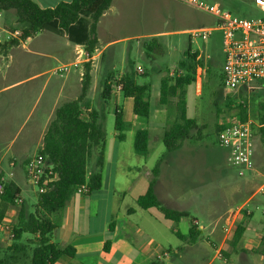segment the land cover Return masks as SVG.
<instances>
[{
  "label": "rangeland",
  "instance_id": "rangeland-1",
  "mask_svg": "<svg viewBox=\"0 0 264 264\" xmlns=\"http://www.w3.org/2000/svg\"><path fill=\"white\" fill-rule=\"evenodd\" d=\"M200 1L206 4L218 3L239 17L259 18L263 16L262 10L255 4L254 0ZM214 24L215 21L212 16L178 0H114L112 8L100 20L98 30L100 47H104L109 41H112V46L96 62L97 66L93 72L92 85L87 100L91 103L92 107L100 109L101 103L99 95L102 90L103 79L109 72L121 73L127 69L129 70V62H133L134 68L136 66L135 70L137 74L138 64L143 65V71L140 74H149L147 77L138 75V81L141 83H151L153 87V109L160 107L158 104V74L155 71H150V65H156L158 63V66L163 67L167 64L169 67L167 74L173 78L176 75L177 64L183 59V52L189 45L190 36L187 31L196 27H210ZM5 25L9 29L20 27L16 21L14 11L9 14ZM157 33L163 34L153 35ZM152 36H159V43L163 50L161 54L153 53V59H150L148 62L141 58L139 51L141 50L144 56L145 45L150 42ZM31 38L34 44L32 48L41 49L40 46L45 45L46 47L42 50L46 54H50L53 50L52 41H49L50 38H54V40L58 39L59 42L64 41V36H58L48 31L39 32ZM191 47L193 51L201 49V51L205 52V54L201 55L203 56L200 59L202 66H199L197 69L196 83L187 87L188 116L196 119L200 125V134L197 130L192 132V136L197 138V140H189L181 150L167 153L162 136H160L159 140L150 141L151 153L148 156H140L134 150V132H130L129 130L125 131L126 139L124 141H119L116 136L114 107L115 104L125 105V99H119L117 102L112 100L108 105L104 106V112H107L105 120L107 143L102 174L104 180L112 173L117 159V165L120 167L121 172L125 171L126 173H129L128 169L130 167L133 169L144 167L145 170L152 173V170L158 165L160 175L162 177L164 175L165 181L171 183L172 189V191L164 195L166 200H162V204L165 207L173 209H186L197 220V223L201 225L199 226L200 229L202 228L204 230L202 235L204 239L201 243L206 246L205 252L208 253L209 258L199 261V264H208L216 254L217 257L212 264H224L222 258L218 257V247H212L207 243L209 224L220 219L230 208L244 204L253 195L254 198L251 202L255 201L257 205L248 204L249 208L253 207L252 212L255 213H252L251 217L254 215V220L258 217H263L264 196L260 193L255 194V192L259 187L264 186V141L259 136H255L254 162L257 170L256 175L239 177L236 169L230 165L228 154L220 145L215 134V128L218 123H225L228 118L236 116L235 110H226L225 98L228 95L224 93L220 80L224 63L222 36L220 32H214L205 43L191 40ZM9 52H13V55H16L17 58L30 57L31 64L21 68L15 67V63H13L9 69H6V73L1 71L0 87L4 84L30 77L37 71L52 72V69L61 66L59 62L51 58L29 56L19 48H16V46L12 47ZM74 74H77L75 66H71L69 72L63 76L59 73L47 72L45 77L11 91V93L22 94L23 99L19 102L20 106L18 107L17 113L6 123L1 121L4 116L0 114V124L3 123L1 129L5 126L7 127V129L0 130V151H9V156H12L13 148L26 135L31 133L33 138L36 133L34 129L41 127L42 120L48 111L50 102L55 98L56 83L61 82L69 76L76 80L77 75L74 76ZM165 74L163 73L162 75ZM47 77H51L53 81L43 92L37 106L29 118H27L28 112L40 94L42 84ZM77 90L75 95L68 96L65 94L60 104L74 100L81 92L79 87ZM236 95L229 96L237 97ZM250 95L249 120L258 123L259 114L262 112L260 102L264 101V91H260L256 97H253V94ZM171 98L175 100V98ZM216 101L225 110L219 117L215 106ZM139 120L144 128L149 125L148 121L143 119ZM24 122V126L19 130ZM37 152L38 145L36 142H32L31 146L27 149V154L33 157ZM26 179L19 182L22 188V198L25 200L28 210L33 211L38 203V189L28 183L27 177ZM118 196L119 200L124 198V207L134 204L131 200L132 196L127 195L124 197L121 193ZM13 209L14 216L8 217L5 225L0 227V247L4 249L3 254H7V256L13 255L17 258L16 260H12L13 264H30L34 245L26 243L28 236H25L21 241V243L27 244L25 251L15 252L8 250L15 243V239L10 237L6 228L8 224L13 226L17 218V208ZM239 218L245 219L246 216L243 214ZM115 219L114 217L112 218L114 222L117 220ZM183 221L190 223L191 219H185ZM238 222L237 224H239ZM259 223L264 224L263 219H260ZM223 224H225L224 219L218 220L217 225L222 227ZM180 228L184 230L185 223ZM162 232L164 237H161L164 239L163 244L166 249L175 252L178 248H183L186 245L165 224L163 225ZM261 233L264 236V227ZM255 248L261 253L264 249V243H260ZM232 249V247L228 248L229 251ZM259 256L255 255L256 258ZM183 261H187L186 263H188L192 260L184 258L176 260L175 263L183 264ZM230 264H241L240 258H234Z\"/></svg>",
  "mask_w": 264,
  "mask_h": 264
},
{
  "label": "trees",
  "instance_id": "trees-1",
  "mask_svg": "<svg viewBox=\"0 0 264 264\" xmlns=\"http://www.w3.org/2000/svg\"><path fill=\"white\" fill-rule=\"evenodd\" d=\"M253 1V0H252ZM113 0H72L62 2L55 8H42L33 0H0V11H14L21 32L20 38H12L0 44V53H7L12 47L21 44L39 32L48 31L58 36H65L71 43L80 45L91 56L98 48L97 27L100 18L110 9ZM255 2V0H254ZM162 47L159 36H152L146 43L144 52L147 61L153 59V53L161 54ZM198 51H193L191 40L183 52V59L177 64L176 75L172 78L169 67L151 64L150 71L166 73L159 82L158 104L167 114V126L162 141L167 152H176L183 148L189 140H197L192 132L200 134V125L196 119L188 116L187 87L196 83L197 69L202 62L197 60ZM146 57V58H147ZM129 70L123 73L109 72L102 81L99 98L101 109L92 107L87 100L92 85V64L84 65L82 87L79 96L57 106L53 119L49 122L43 137V146L39 152L51 166L55 179L47 183L46 191L38 192V203L33 211H29L22 199V190L14 182L6 180L4 190L0 193V225L7 217L9 209L17 208V218L13 224L15 243L8 250L25 251L27 244L34 245L30 264H56L63 256L74 258L76 250L72 246L62 247L55 241V235L62 225V214L70 200L75 196L80 186H86L85 194L99 190L103 184V167L107 143L106 114L104 106L115 100L119 93L121 99H133V112L139 119H151L152 91L150 82H139L138 75L147 77L149 74H137L134 63L129 62ZM223 88V72L220 75ZM173 83V84H172ZM247 91H240L236 96L225 98L226 110H235L236 117L247 122L250 117V100ZM175 100H172V98ZM218 117L225 112L216 101ZM264 112V103L261 104ZM259 114V122L264 124V114ZM115 130L119 141L126 139L125 131L129 124L124 119L123 105L114 107ZM218 123L215 134L224 127ZM255 136L264 141V127L253 125ZM151 136L148 129L138 130L134 140L135 153L148 156L151 153ZM92 167V169H91ZM159 166L152 170L148 190L137 199L138 205L145 210L155 209L164 221L179 223L183 219H191L188 234L177 229L173 233L186 244L199 241L202 231L197 220L187 210L165 207L156 192L159 176ZM0 174V181H1ZM134 211V210H132ZM114 226L113 220L111 228ZM245 227L240 223L231 241L235 249L239 244ZM28 236L26 243H21ZM264 243V237H263ZM109 249V240L105 250ZM0 247V264H13L17 258L3 254Z\"/></svg>",
  "mask_w": 264,
  "mask_h": 264
},
{
  "label": "crops",
  "instance_id": "crops-1",
  "mask_svg": "<svg viewBox=\"0 0 264 264\" xmlns=\"http://www.w3.org/2000/svg\"><path fill=\"white\" fill-rule=\"evenodd\" d=\"M33 1L42 8H55L62 2H71L72 0ZM112 5L110 9L112 8ZM109 10L103 14L100 20ZM10 13H13V11H0V38H3L2 40L5 39L8 31L19 30L18 28L9 29V27L5 25ZM100 20L97 27V36ZM159 34L163 33L153 35ZM63 39V42H59L58 39L54 40V38L49 39V41H52L51 44L53 45V50L50 54H46L45 51L42 50L46 47L45 45H41V49L37 47V49H33L32 46L34 44L32 38H28L27 40L22 41L20 45L16 46V48H19L29 56L51 58L56 62H59L61 66L72 64V66H75L77 69V74H74V76L77 75L76 80L69 76L61 82L56 83L55 98L50 102L48 111L45 113L42 120L41 127L34 129L36 133L33 138L31 133L26 135L20 143L13 148L12 156H9V151H0V174L2 177H5L6 180L14 182L18 187H20L19 182L27 177L25 165L31 158V155L27 154V149L31 146L32 142H36L39 152L40 148L43 146V137L47 126L53 119L55 109L60 105L62 97L65 94L68 96H71L72 94L75 95L76 91H78V87L81 90L85 63L91 62V74L93 76L98 58H100L103 53L112 46V41H109L101 48L100 39L98 37V48L91 56H89L86 55L87 52L82 46L71 43L65 36ZM139 55L142 59L147 61L145 53L143 56L141 50L139 51ZM13 63H15V67L22 68L30 65L31 60L30 57L17 58L16 55H13V52L10 53L9 51L7 53H0V72L2 71L3 73H6V69H9ZM138 66L142 67L143 65L138 64ZM53 70L54 69H52V72ZM47 72L52 73L51 71H37L30 77L13 81L0 87V114H3L4 116L1 121L6 123L10 120L12 116L17 113L18 107L20 106L19 102L23 99L22 94L11 93V91L45 77ZM138 74L140 73L138 72ZM157 74V84L159 85L162 74ZM52 81L51 77L45 79L42 84L41 92L29 110L27 118L32 114L34 108L41 99L43 92ZM78 96H76L75 99ZM119 99H121V96L118 93L115 101L117 102ZM124 103V119L129 124L128 130L130 132H134L136 135L138 130L148 129L151 136V142L159 140L160 136L164 135L167 126V114L161 106L153 109L151 121L149 120V125L147 124L148 126L144 128L143 124L140 123L139 118H137L133 112V99L127 98L124 100ZM99 110L102 111L101 108ZM25 122L22 123L19 130L24 126ZM2 124L3 123L0 124V130L7 129L6 126L1 129ZM117 162L118 159L116 160L112 173L103 180L102 187L99 190L93 191L89 195L76 193L64 209L62 214V225L55 235V241H57L62 247L72 246L75 248L76 253L74 258L63 256L56 264H176V260L184 258L192 261H189L188 263H186L187 261H183V264H199V261L208 259V253L205 252L206 246L201 243L204 239L202 236L204 230L202 228V239H199L197 243L192 245L186 244L183 248L180 247L175 252L164 247V239L161 237H164L162 232L164 224L167 225L172 233L173 229H177L183 234H188L191 222H184L183 220L185 219L181 220L179 223L172 221L166 222L162 219L161 214L157 210L142 209L138 205L137 199L140 195L147 192L152 173L145 170L144 167H137L135 169L130 167L128 169L129 173H126L125 171L121 172ZM160 174L161 173H159L157 179L156 192L162 203V200H166L164 195L172 191V189L171 183L165 181L164 175L162 177ZM20 189L22 190L21 187ZM120 193L121 195H124V197L127 195L132 196L131 200L134 204L124 207V198L119 200L118 194ZM250 199L251 197L245 202H248ZM22 200L25 202L23 198ZM254 204L257 205V202L255 203V201H253L250 203V205ZM251 209L253 210V207ZM181 210L186 209L182 208ZM13 216L14 209L12 208L9 209L5 220H7L8 217ZM113 217L117 220L115 219L116 222L113 221L114 226L111 228ZM259 218L264 221V217H258L254 220V215L248 220L238 218V223H242L245 227V231L237 247L231 251H229L228 248L231 247V241L236 228L230 235H226L222 230V227L217 225L218 220L220 219L209 224L210 228L209 233L207 234V243L212 247H218V257L222 258L224 264H230L231 261L237 257L240 258L241 264H263L264 249L260 253L257 248H255L260 245V243L263 244L264 237L261 233L264 224L259 223ZM184 223L185 229L183 230L180 227H182ZM198 225L201 226L200 224ZM157 235L160 236L157 237ZM108 240L109 249L106 251L105 243ZM255 255L260 256L256 258ZM216 257L217 254L208 264H212Z\"/></svg>",
  "mask_w": 264,
  "mask_h": 264
},
{
  "label": "built area",
  "instance_id": "built-area-1",
  "mask_svg": "<svg viewBox=\"0 0 264 264\" xmlns=\"http://www.w3.org/2000/svg\"><path fill=\"white\" fill-rule=\"evenodd\" d=\"M197 10L203 11L214 18L215 24L210 27H196L187 33L190 40L207 42L208 38L214 32H220L222 36V50L224 54L223 63V89L226 95L238 94L240 91H247L253 97L259 95L260 91H264V0H255V4L262 10L263 16L259 18H244L233 14V12L223 8L218 3L206 4L200 0H178ZM20 30L8 31L5 39L0 38V44L12 38L19 39ZM22 42V41H21ZM200 60L205 54L201 49L197 50ZM205 51V50H204ZM203 52V53H202ZM86 55H89L86 53ZM72 64L56 67L53 72L59 73L61 76L69 72ZM139 73L143 68L137 67ZM261 104L264 101L260 102ZM261 107V105H260ZM264 114V112H262ZM253 125L256 127H264V124L255 123L251 120L247 122L241 121L238 117L228 118L224 127L218 132L217 139L220 145L228 154V161L237 171L239 177H249L256 175L257 170L254 162L255 157V135ZM28 183L38 189V192L46 191L47 183L55 179L56 175L47 163L45 157L37 153L31 157L25 165ZM5 177H1L0 193L4 190ZM86 186H80L77 193L85 194ZM264 196V186L258 188L255 194ZM253 197L242 205L227 210L220 220L224 219L225 224L222 230L226 235H230L238 222L241 215H245L244 220H248L252 215V209L248 207ZM23 200H18L22 204ZM264 217V209L262 210ZM6 220L2 225H5ZM237 224V225H236ZM10 237L13 239L15 234L13 226H6Z\"/></svg>",
  "mask_w": 264,
  "mask_h": 264
}]
</instances>
